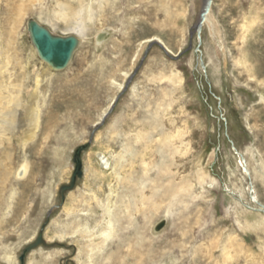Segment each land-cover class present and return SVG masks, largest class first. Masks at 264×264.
Returning <instances> with one entry per match:
<instances>
[{"label":"rangeland","instance_id":"obj_1","mask_svg":"<svg viewBox=\"0 0 264 264\" xmlns=\"http://www.w3.org/2000/svg\"><path fill=\"white\" fill-rule=\"evenodd\" d=\"M56 1L63 0H0L3 41L13 14L22 21L14 28L15 47L28 50L27 21L37 19L41 8L58 10ZM119 1L113 20H96V31L114 34L108 50L93 48L89 35L65 77L41 87L42 122L48 124L47 114L54 113L58 124L48 136L42 126L24 149L18 134L10 146L12 163L0 168V264H9L11 251L20 257L42 223L47 243L30 250L26 264H79L78 248L82 262L92 251V264H113L105 259L108 252L125 244L116 256L132 264L144 259L131 255L140 229L145 232L139 249L152 248L168 264L172 256L175 264H264V221L262 228L249 224L264 217V186L254 177L264 167V71L254 75L249 65H264V0H213V25L208 21L201 34L195 27L204 0ZM152 37L162 41L142 43ZM94 49L111 68L104 78L96 73L102 61L91 64ZM119 83H125L123 90ZM114 95L120 97L113 112L99 123ZM249 145L259 153L246 156L247 171L239 152ZM80 146H88L81 152L84 176L62 202V187L70 185L75 170L74 148ZM98 151L113 157L112 167L124 158L118 174L101 167ZM24 160L27 176L4 180V168L12 164L16 170ZM12 188L17 192L6 213ZM107 206L117 216L118 234L103 253ZM162 221L156 236L153 225ZM87 224L92 237L73 233ZM45 246L53 255L41 261Z\"/></svg>","mask_w":264,"mask_h":264},{"label":"bare ground","instance_id":"obj_2","mask_svg":"<svg viewBox=\"0 0 264 264\" xmlns=\"http://www.w3.org/2000/svg\"><path fill=\"white\" fill-rule=\"evenodd\" d=\"M30 1L32 2V0H30ZM35 1L42 4L43 3L42 1H44V0H35ZM136 1H140V0H136ZM56 2H57V5L59 7L58 10L57 9L53 10V8L48 9L47 7L41 8L40 14L37 17V19H35V18H32V19L36 20L39 24H41L43 26L47 25L48 26L47 28L55 36H64V37L68 36V35L77 36V38L79 40V44H78V46L74 52L73 58L71 59L70 63L64 69H56V68L52 67L48 62H46L40 58L37 47L35 46V44L33 43L32 39H31V33L29 32V27H28L29 20L27 21V25H26V29H27V31L29 33V37H30V43L28 45L29 46L28 50L23 48V47L22 48L18 47V48H21L20 52H19L18 48L15 47V44L17 41L16 40L14 41V39H17V38H15L14 33H15L16 37H18L19 34H17V32L14 28H15L16 24L18 25L20 23V21H21L20 19L17 18V20H14L13 14L12 15L9 14L10 18L7 17L8 20L10 21V23H9L10 24V27H9L10 30H7V32H6L7 33L6 36H8L7 42L3 41L2 31L0 29V155L2 158L0 161V168L3 167V165H6L8 163V161L12 159V153H11L10 146H12L14 144L15 138H16V140H18V138H17L18 134H19L20 145L24 149L28 146V144L30 142L34 141L38 137V134L41 131L42 126L44 128L43 134L44 135L46 134L45 136H48L49 132L51 130L53 131L56 124H58L57 121H54V118L56 117L54 115V113L51 115L46 113L48 116V124H45V122H42V115L44 112L42 110L41 103H40L39 99L41 97L40 90H41L43 83H45V82L49 83L50 82L49 84H51L53 78L55 79V77L56 78L57 77L58 78L65 77L64 76L65 73L70 69V66L73 63L75 56H77L76 54H77L79 47H81L83 45V42H86L87 39H90V38H87V37H89V35H94L93 37H94V44L95 45L93 48L99 47V46H104V47H106V50H108L109 45L114 40V37H113L114 34L113 33L106 32V31H98V30L96 31V29H97L96 26L99 24L100 21L107 22V21H109V19L113 20V16L118 14L119 12H117V11L120 10V8H119V2L120 1L119 0H63V1H56ZM35 3H34V5H35ZM182 10H186V9L184 7H182ZM20 12H22V11L20 10ZM109 13L111 16H109ZM118 16L119 15H117L116 17L119 20ZM210 19H211V10H210L209 14L207 15V21L204 25H206L207 22L210 21ZM96 20H98V24L96 23ZM199 22H200V19H199ZM199 22H198V24H199ZM210 24L213 25L212 20L210 21ZM203 26L201 27V30L203 29ZM126 28H127V25H126ZM58 30H59V32L62 31L64 33L59 34V33H57ZM196 31H197V29H196ZM197 33H198V31H197ZM154 40L162 41L158 37H152L148 40L143 41L142 43H147V42H151ZM95 51L96 50L94 49L93 53H92L93 61L91 60L92 61L91 64L93 65V63H95V62L97 64H99L100 63L99 61H102L98 65L99 69L97 68L96 73H98L100 78H104V76L107 74L108 71L111 70V68H106L107 63L103 62L105 59L102 60L99 57H97ZM15 52H17V55ZM101 55L99 54V56H101ZM33 62L38 63L37 64L38 66H36V68L34 70L31 69L32 68L31 64ZM11 63H13V66L11 65ZM249 65L251 66L254 75H258L259 71H264V65L262 67H257L256 70H254L253 64L249 63ZM34 67L35 66H33V68ZM31 80L33 82L32 84H30ZM59 80H61V79H59ZM29 86H31V87L29 88ZM117 86H118L119 90H123L125 83H123V84L119 83ZM137 89H138V87H137ZM78 90H79V88H78ZM260 94H262V93H259V95ZM114 96L115 97H113L109 106L103 111L102 115L100 116L99 123L101 122V119L106 115L109 107H111L113 102H116V95H114ZM263 97L264 96H262V98ZM44 102H46V101H44ZM95 124H98V122ZM21 130H23V131H21ZM76 149L77 148L75 147L74 152ZM240 150H241V152H239V153L242 154V156L240 155L241 157L239 159L240 163L242 165H245L246 170L248 171L250 169V167H249L250 165L248 162V158L246 156L248 155L249 158L254 157V155L259 153V152L255 151V149H253L250 145L242 147ZM95 156H96L98 163L101 165V167L103 169H110V171L114 170L113 172L117 173V174H118V170H119L118 168L120 167L119 165L122 164V161H125L124 158H122L121 159L122 161H120V163H117L116 166L112 167L111 166V159H113L112 156L107 155L102 151L96 152ZM63 160H64V158L62 157V154H60L59 162L63 161ZM72 160L74 162V154H73ZM2 162H4V164ZM11 163H12V160H11ZM74 163H75V167H76V162H74ZM29 169H30V165H29L27 160H24L23 163L21 164V166L19 168H17L16 170H15V167H13L11 164V166L9 165V167L4 168V171H3V174L5 176L4 180L9 179V177L12 175L16 176L17 178L24 179L27 176ZM19 170H22V174H18ZM247 171H245L246 172L245 174H247ZM81 172H82L81 176H77V178H79V179H82V177L84 176L83 175L84 173L82 171V161H81ZM96 173L97 172H94V174H96ZM254 177H255V179H260L262 185L264 186V167H263V165H262L260 171L254 172ZM77 178H76V181H77ZM245 178H246V176H245ZM131 179L134 180V177L133 178L131 177ZM70 184H71V182H70ZM75 184H76V182H75ZM66 186H70V185H66ZM74 186L67 188L64 193H61V195L64 194V196H65V193L67 191L73 189ZM173 186L171 185V187H173ZM129 189L131 190L130 193L132 195H134L135 194V191H134L135 188L133 189V188L129 187ZM16 192H17V188H12V192L9 194V196L7 198V203H6V207H5L6 213L10 212V210L12 208V205H10V203L14 200ZM170 194H171V192H170ZM53 195L54 194H52V196ZM143 197L144 196H142V198ZM132 198H133L132 202L135 203V201H137L136 198H134L133 196H132ZM258 200L255 202L258 203ZM175 203L176 202H174V204ZM180 204H182V203H180ZM260 209L264 210L263 207H260L259 210ZM164 210H166V209H164ZM104 211H105V215L108 216V218L105 220V222H104L105 226L102 228V229H104V231L102 230L103 231L102 235L104 236L105 240H104L103 246L101 247L102 249H99V251L102 250L103 253L105 252L106 247H108V244L111 243L116 238V236L118 234V228H116V226L118 225V223H117L118 220H117V216L113 212V209L107 206L106 208H104ZM170 217H172V216H170V213L167 212L165 214V218L168 220V219H170ZM263 221H264L263 216L257 217L253 220V222L249 221V224L254 226V227L262 228L263 227L262 226ZM86 223H88V222H86ZM170 223H172V220L170 221ZM42 224L39 227L36 226L34 228V230L32 232L33 238H29L30 240L29 241L27 240L28 241L27 243L25 242L26 246H24V248H26L27 246L36 242V240H37V238L41 232ZM156 225H157V223L155 222L153 225V231H154V234L157 236L159 230H156ZM168 225H169V223H168ZM90 226L88 224L84 225V226L81 225V226H79V228L77 227L78 229L74 230L73 233L77 234V233H84L85 232V236H88L90 238L93 236V232L91 231ZM95 230H98V229H95ZM143 232H145V231H143L142 229L137 230L135 237H136V243L138 244V248L135 247L136 249L132 250L131 255L134 257H140V258H144V259H141L140 261H134V263H132V264H168V262L166 263L164 261L165 255H163V254H162L163 255L162 259H158V258L156 259V256H157L156 252L157 251L153 250L152 248L148 247L146 249V252H143L142 248L139 249L140 246L142 247V242L144 240V238H143L144 233ZM97 234H99V232ZM42 235H43V232H42ZM100 236H101V234H100ZM82 240H84V239L82 238ZM44 241H45V243H47L45 239H44ZM85 241H87V239ZM137 244H136V246H137ZM42 245H43V243H42ZM127 245H129V244H127ZM98 246H101V245H98ZM124 246H126V244L123 246L116 245V249L114 251H109L108 255L105 259L113 260L114 263L121 262L123 264L124 262H126L125 257L122 259L120 257L119 258L117 257L118 255H120L123 252ZM95 247H97V246H95ZM50 248H51V246H45V248H41V256H42L41 261H45V259H48L49 257H51L53 255L52 249H50ZM78 250H79L78 251L79 264H81V263L92 264V262L95 261L93 259V256H95V255L93 254L92 251H90V252H86L87 256L85 258V261L82 262V257H81L82 252L79 248H78ZM22 251H21V253H22ZM11 252L7 255L8 263L9 264H21L19 261V255H17V254L15 255L14 253L12 254ZM28 253H27V255H28ZM27 255H26V257H27ZM175 262H176V260L172 256V258L170 259V264H175ZM95 263H96V261H95ZM77 264H78V262H77ZM124 264H128V263H124Z\"/></svg>","mask_w":264,"mask_h":264},{"label":"water","instance_id":"obj_3","mask_svg":"<svg viewBox=\"0 0 264 264\" xmlns=\"http://www.w3.org/2000/svg\"><path fill=\"white\" fill-rule=\"evenodd\" d=\"M213 4V0H204L203 6L200 11V22L195 27L198 31V33H201V27L206 23L207 21V15L209 14L211 10V6ZM29 32L31 33V39L35 46L37 47L39 56L44 61L48 62L52 67L56 69H64L68 66L71 59L73 58L74 52L79 44V40L77 36L75 35H68V36H55L51 33V31L39 24L36 20H29L28 22ZM120 97V96H119ZM118 97V99H119ZM118 99H116V102H113L109 110L107 111L106 115L103 117L101 123H103L107 116L110 115L117 102ZM88 146H80L78 147L74 152V162H76L75 171L72 176L71 184L70 186H63L62 187V193L65 192V190L69 187H73L76 182L77 176H81V152ZM65 196L62 195V202L64 201ZM264 212L263 209H260ZM165 226V222L162 221L156 225V230H161ZM45 225H43L42 230L44 229ZM42 230L36 240L35 243L27 246L23 249L19 261L21 264H25V258L27 253L35 248L37 245L44 244V238L42 235Z\"/></svg>","mask_w":264,"mask_h":264}]
</instances>
